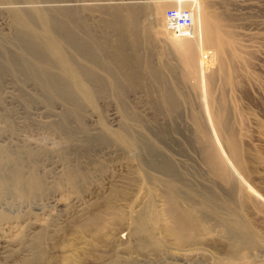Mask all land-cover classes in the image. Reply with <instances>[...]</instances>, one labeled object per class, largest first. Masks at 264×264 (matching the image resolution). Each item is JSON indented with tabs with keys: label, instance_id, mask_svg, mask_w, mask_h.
<instances>
[{
	"label": "rangeland",
	"instance_id": "rangeland-1",
	"mask_svg": "<svg viewBox=\"0 0 264 264\" xmlns=\"http://www.w3.org/2000/svg\"><path fill=\"white\" fill-rule=\"evenodd\" d=\"M49 1H0V264H264V0H193L219 13L227 42L217 60L212 52L204 53L212 67L204 81L199 64L190 78L184 77L188 68L170 44L163 18L156 24L157 5L165 4L166 13L178 7L176 0ZM130 5L142 14L133 29L150 34L139 40H148L149 47L140 44L141 65L133 71L137 67L141 72L134 71V78L145 76L153 84L149 67L157 65L152 70L170 83L176 80L182 93L189 94L197 120L191 143L183 127L176 129L175 157L183 159L175 164L176 179L183 180L188 158L192 177L188 191L176 194L203 224L180 239L167 230L166 190L137 167L133 153L126 151L128 138L123 142L116 132L119 119L112 118L115 110L129 111L140 121L129 101L140 106L145 84H130L129 101L120 96L108 101L106 92L94 89L92 102L84 100L70 110L66 130L77 136L70 144L57 124L65 110L57 113L61 108L55 99L33 95L29 88L22 92L9 67L3 68V53L15 49L17 11L31 20L28 10L37 6L50 13L52 7L68 14L73 9L92 29L109 31L103 21L108 12L120 9L132 15ZM157 28L162 32L157 34ZM145 56L156 62L150 60L149 66ZM214 150L223 154L226 175L213 171L206 160ZM41 204L44 210L37 208Z\"/></svg>",
	"mask_w": 264,
	"mask_h": 264
},
{
	"label": "bare ground",
	"instance_id": "bare-ground-1",
	"mask_svg": "<svg viewBox=\"0 0 264 264\" xmlns=\"http://www.w3.org/2000/svg\"><path fill=\"white\" fill-rule=\"evenodd\" d=\"M0 1H2V3L3 1L6 2V0ZM49 2H51V0ZM176 2L178 3V8H183L185 4H189L191 2L190 7L195 11L194 34L191 36L179 37L169 32L166 27L165 33L168 38L172 39V43L169 41L171 46L175 49V51L180 53L179 57L181 56L182 64L188 68L187 70L185 69L186 72L184 73V77L186 79H188V77L190 78L189 75L194 73V68H196L197 64H199L198 71L204 81L212 69L211 65L210 67L209 65H206L209 55H204V53L206 51L212 52L213 58L217 60L221 52L224 55L225 46L227 47L224 33H222L220 28L221 17L219 13L212 11L211 6L206 5L205 2L198 1L196 4L193 0H176ZM67 6L68 5L66 4V7ZM130 8L132 9L130 11L132 12V15H126L125 12L120 9H118L119 11L115 10L108 12L109 17L105 19L103 18V21L105 22L104 25L106 28L108 27L107 29L110 32L107 31L105 27V30L103 28L100 30L92 29V27L89 26L90 24H88L89 22L84 20V15L73 9L70 14H68L65 11H61V7L60 9H54L52 7L53 12L50 13L46 11V7L37 6L34 9L32 8V10H28L30 11L28 14H32L31 16L33 19L31 20L29 19V16H26V13H20L17 11L15 13V21L16 26H18L19 29L13 41V47L15 49H13L14 52L12 54L5 53L3 51L5 56L3 68L9 67L8 70L17 79L22 92L29 88L27 91L31 92L33 95H40L46 99H55L58 103L57 106L59 105L61 108V110L57 111V113L65 110L62 117L60 115V121L57 124L58 130L66 131L65 135L67 134V141L70 144L74 143L77 138L76 133L74 132L75 130H66L69 119L72 117L70 110L74 111L79 108V106H82L84 100L92 102L94 95H96L93 93L94 89L106 92L105 98L110 101L115 100L119 96L127 99V97L132 94L130 93V84L133 86L136 85L134 82L137 83V86L145 84L148 87V90L146 87L145 90L147 91L144 96L145 100L142 101L144 103L141 110L140 107L142 102L140 106L138 105L137 107L132 104V101L127 99L134 112L138 113L140 121L136 120V118H134L129 111L125 114H121L120 112L116 113L115 110L114 113H112V118L119 119V130L116 132L120 135L123 142H125V135L128 138L125 142L127 147L126 151H131V154L133 153V156H135L134 158H136L135 160L137 161V167L143 173H146L148 178L151 180L150 182L157 185L159 188L166 190L165 195H163L165 201L164 203L166 205L165 214L168 219L171 220V224L167 230L170 234L175 235L178 239H180L186 234L199 230L202 226L201 224H203L201 221L202 219L197 217L196 214L183 208L182 199H180V197L176 194L177 191L181 189H187L192 180L188 157V160L185 162L186 165H184L186 172L183 174V180L176 179L177 170L175 164H178L181 160L178 157H175V141H177L176 138L178 131L176 129L178 126L183 127L185 137L189 140V143H191L190 141L193 138L192 129L197 120L195 121L194 109L192 108L193 105H191L192 102L189 99V94L187 95L186 92H184L185 94L182 93V90H180L182 87L180 88V85L177 86L178 84L175 79H172V81L175 80V82L170 83V81H167L169 79H165L167 77L164 78L162 76L163 73H161V75L157 72L155 70L157 65L156 67L153 66L150 61L152 59L148 60L145 56L148 61V65L150 66L149 63H151V65L155 67L153 68L154 70H152V66H148L154 79V82L151 81L153 84L147 83L143 74L144 78H134L136 74L134 75L133 72L135 69L138 71V68L136 67L133 71V67L137 63L140 64L142 60L143 49L140 47V44L142 43H140L139 40L141 36L144 37L148 33H146V30H143L142 28L141 30H139L140 28H137V31L133 29L134 25H136L139 21L141 11H134V6H131ZM165 8V4H160L154 9L156 24L161 23L162 18L165 23L163 17L165 15ZM70 9L71 8L69 7V10H65L70 11ZM85 19L87 18L85 17ZM32 20L35 21V24L32 23ZM157 30V34L158 32H162L159 31L158 28ZM149 35L150 34L147 35V39ZM114 37L116 40L113 39ZM149 42L151 43L152 40ZM146 43H143L141 46L144 44L148 46L149 44ZM150 52L151 51L148 53ZM142 63L144 64L145 62ZM139 64L137 65L139 66ZM158 67H160V65ZM145 69H147V65L146 68H144V71L146 72ZM158 70L161 72L160 69ZM171 75L174 76L175 73ZM169 76L170 75H168V77ZM173 76H170V79ZM149 77L150 75L148 78ZM150 78L148 80H151ZM185 87L187 88V85ZM136 88L137 87H135V89ZM188 89L186 90L188 91ZM205 91L207 90L205 89ZM181 93L182 95H180ZM139 94H141V90ZM182 100L184 102V107L182 106ZM208 109L211 111L210 114L212 115L213 108L210 109L209 107ZM214 114L212 115L213 117ZM73 127V124L69 125V128ZM183 128L181 130H183ZM107 131L112 132L110 129H107ZM236 145L235 147H237ZM188 151L189 150L187 149V152ZM215 151L216 153L212 154V152V155L206 154V160H208L211 167L214 168L213 171L226 175L227 164L224 162L223 154L219 150H214V152ZM2 185L3 183L0 180L1 188ZM35 188L36 186L32 189ZM37 208L44 210L45 206L41 204L38 205ZM0 240H3L1 233Z\"/></svg>",
	"mask_w": 264,
	"mask_h": 264
},
{
	"label": "built area",
	"instance_id": "built-area-1",
	"mask_svg": "<svg viewBox=\"0 0 264 264\" xmlns=\"http://www.w3.org/2000/svg\"><path fill=\"white\" fill-rule=\"evenodd\" d=\"M166 29L175 36H191L195 31V11L191 7L170 8L164 15Z\"/></svg>",
	"mask_w": 264,
	"mask_h": 264
}]
</instances>
